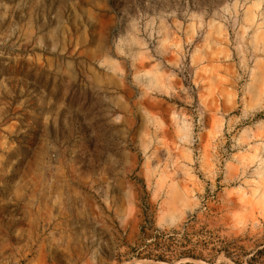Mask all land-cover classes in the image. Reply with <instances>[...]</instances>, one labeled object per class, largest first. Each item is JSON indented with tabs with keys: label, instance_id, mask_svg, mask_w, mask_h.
<instances>
[{
	"label": "rangeland",
	"instance_id": "obj_1",
	"mask_svg": "<svg viewBox=\"0 0 264 264\" xmlns=\"http://www.w3.org/2000/svg\"><path fill=\"white\" fill-rule=\"evenodd\" d=\"M187 228L264 235V0H0V264Z\"/></svg>",
	"mask_w": 264,
	"mask_h": 264
},
{
	"label": "trees",
	"instance_id": "obj_2",
	"mask_svg": "<svg viewBox=\"0 0 264 264\" xmlns=\"http://www.w3.org/2000/svg\"><path fill=\"white\" fill-rule=\"evenodd\" d=\"M213 244L211 236L207 235L204 229L189 232L187 228L184 232L154 237L152 242L139 252L137 258L152 262L144 264H173L182 260L206 261L214 264L216 256L224 254L235 264H264V235L251 252L240 246L237 241L220 242L210 248ZM206 251L209 253L206 254Z\"/></svg>",
	"mask_w": 264,
	"mask_h": 264
}]
</instances>
